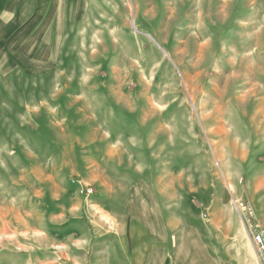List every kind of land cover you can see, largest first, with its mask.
<instances>
[{"label": "rangeland", "instance_id": "obj_1", "mask_svg": "<svg viewBox=\"0 0 264 264\" xmlns=\"http://www.w3.org/2000/svg\"><path fill=\"white\" fill-rule=\"evenodd\" d=\"M241 202L264 0H0V264H258Z\"/></svg>", "mask_w": 264, "mask_h": 264}, {"label": "built area", "instance_id": "obj_2", "mask_svg": "<svg viewBox=\"0 0 264 264\" xmlns=\"http://www.w3.org/2000/svg\"><path fill=\"white\" fill-rule=\"evenodd\" d=\"M83 193L91 195L93 189L87 188ZM237 210L257 251L258 264H264V228L260 225L257 214L249 202L237 204Z\"/></svg>", "mask_w": 264, "mask_h": 264}]
</instances>
